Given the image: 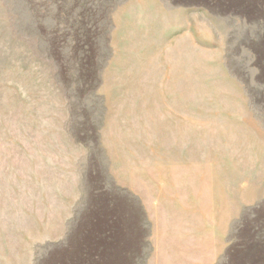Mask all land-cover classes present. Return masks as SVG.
<instances>
[{
    "label": "rangeland",
    "instance_id": "obj_1",
    "mask_svg": "<svg viewBox=\"0 0 264 264\" xmlns=\"http://www.w3.org/2000/svg\"><path fill=\"white\" fill-rule=\"evenodd\" d=\"M66 123L121 143L145 185L132 264L157 223L193 246L182 264H264V0H0V252L42 218L41 155Z\"/></svg>",
    "mask_w": 264,
    "mask_h": 264
},
{
    "label": "bare ground",
    "instance_id": "obj_2",
    "mask_svg": "<svg viewBox=\"0 0 264 264\" xmlns=\"http://www.w3.org/2000/svg\"><path fill=\"white\" fill-rule=\"evenodd\" d=\"M84 1L85 0H83V2ZM84 7L86 9L78 12V17L82 19V22L85 21V23H88L89 19H92L94 13L90 5H84ZM68 123L63 125V133L66 139L61 142H50L47 147L50 152L48 154L42 153L41 155L43 160L49 156L52 157V163H49L50 166L48 165L49 168L42 165V171L43 173L45 172V176L41 178L40 189L42 218L36 220L37 217H35L36 219L34 221L29 219L30 221L28 222L25 221L20 223L21 226L19 228L22 230L15 232L16 238L12 241L4 240L6 243L1 247L0 264H130L132 260H136L139 255H143V246L145 245L144 223H140L138 217L136 222H130L129 215L130 212L133 213V211L144 213L145 209H147L145 208L148 206L145 194L146 189L144 190L145 185L139 186L137 184L136 187L130 185L129 164L127 162L123 169L122 153L120 151L123 147L120 145L121 143L109 139L107 140L105 138V131L104 134H100V132H102L101 129L98 132H96V130H91L95 133L93 134L95 137H93L92 140L85 139V136H87L86 133H88L86 129L84 134L77 133L80 138L76 139L78 137H76L75 134L73 137ZM103 137L105 139H103ZM175 148H177V146ZM116 150H119L120 154L119 151ZM99 151L101 153H106L108 159L107 164L104 165L100 162L99 159H101V157L98 156ZM165 154L166 153L163 155ZM158 155L156 154L154 157L155 164L161 162ZM124 159L127 161V158ZM169 163L172 164V162ZM180 163H184L186 166L188 164L191 165L190 159L187 157H184V161ZM167 206L168 204L166 207ZM157 207L159 208L160 206L158 205ZM160 208L162 209V207ZM168 208L170 207L168 206ZM148 210L149 212L151 211V209ZM152 210L154 211V209ZM171 211H173V209ZM195 212L197 211L195 210ZM32 215L33 214H31V217ZM174 215L176 214L174 213ZM175 219L176 218L173 220ZM183 221L185 220L183 219ZM157 224L152 226L153 230L150 241H152L153 248L151 254L147 257L146 264H182L185 255L182 257L181 252H189V258L195 256L192 255L193 246L189 244L188 246H184L183 244L181 245V243H177V241L174 244L170 239L173 237L166 238L164 235H161L162 232L160 231L162 229L160 230V226ZM164 225L168 226L167 222L164 223ZM139 228L140 235L138 233ZM176 230L177 229H175V231ZM166 232L168 231L166 230ZM198 234L202 241L203 233L198 231ZM200 244V252L204 253L202 242H200ZM207 247H209V245ZM209 249L211 248L209 247ZM171 252H175L174 254L177 253V255L179 252V255L172 257L170 256ZM221 257L223 258V254ZM236 259L238 260V258ZM189 263L193 264L190 261Z\"/></svg>",
    "mask_w": 264,
    "mask_h": 264
}]
</instances>
